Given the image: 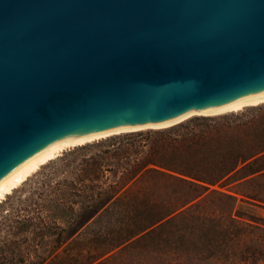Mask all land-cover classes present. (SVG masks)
I'll return each instance as SVG.
<instances>
[{
	"label": "water",
	"instance_id": "water-1",
	"mask_svg": "<svg viewBox=\"0 0 264 264\" xmlns=\"http://www.w3.org/2000/svg\"><path fill=\"white\" fill-rule=\"evenodd\" d=\"M261 95L264 0H0V180L53 136Z\"/></svg>",
	"mask_w": 264,
	"mask_h": 264
},
{
	"label": "rangeland",
	"instance_id": "rangeland-1",
	"mask_svg": "<svg viewBox=\"0 0 264 264\" xmlns=\"http://www.w3.org/2000/svg\"><path fill=\"white\" fill-rule=\"evenodd\" d=\"M258 107L264 108V102L224 113H243L244 125L238 131V137H241L243 147H252L253 151L264 145V111H258ZM196 116L201 115H193L181 122ZM123 133L126 132L65 148L41 164L0 201V264H214L206 258L205 252L198 251L199 248L185 247L184 243L179 245L172 225H166L156 235L143 237L147 230L173 213L147 227L152 221L179 207L190 195L183 186L174 182L153 183L147 176L144 181L137 179L138 176L132 180L114 178L112 174L120 175L124 168L130 167L132 158L103 156L97 165L83 164L90 155L112 150L118 142L123 143L110 141ZM81 167L87 178L81 177ZM93 171H103L105 176L95 178ZM241 175L242 172L230 177L222 187L235 196V202L206 197L204 212L228 213L234 204V209L243 216H255L264 224V206L246 201L241 195L246 190L257 192L264 199V175L255 173L240 179ZM70 184L76 189L116 184L124 186L126 193L103 204L91 217L82 220H73L74 216L54 218L52 212L60 205L61 192L66 190L63 186ZM143 193L156 198L150 202L131 199L132 194ZM73 208L77 211L79 204H73Z\"/></svg>",
	"mask_w": 264,
	"mask_h": 264
},
{
	"label": "trees",
	"instance_id": "trees-1",
	"mask_svg": "<svg viewBox=\"0 0 264 264\" xmlns=\"http://www.w3.org/2000/svg\"><path fill=\"white\" fill-rule=\"evenodd\" d=\"M257 110L262 112L264 108ZM242 115H201L160 129L126 132L110 138L111 142L123 143L118 142L112 150L90 155L83 164L97 165L103 156L132 158L130 167L124 168L120 175L112 174L114 178L132 180L138 176L137 179L144 181L147 176L153 183L174 182L190 192L179 207L152 221L147 227L173 213L147 230L143 237L156 235L166 225H172L179 245L184 243L185 247L199 248L198 251L205 252L206 258L214 264H264L263 223L255 216H243L234 209V204L228 213L222 214L205 213L203 209L206 197L210 196L218 201L235 202V196L222 187L237 173L242 172L240 179L255 173L264 175V145L253 151L252 147H243L241 137H238L244 125ZM80 173L82 178H87L82 167ZM104 174L93 171L92 176L98 178ZM63 187L66 190L61 192L60 205L52 212L54 218L74 216L73 220H82L91 217L103 204L126 193L124 186L116 184H108L105 188L82 186L76 189L71 184ZM241 195L246 201L264 206V199L257 192L245 190ZM152 198L156 197L146 193L131 195L132 200L139 202H150ZM73 204H79L77 211Z\"/></svg>",
	"mask_w": 264,
	"mask_h": 264
},
{
	"label": "bare ground",
	"instance_id": "bare-ground-1",
	"mask_svg": "<svg viewBox=\"0 0 264 264\" xmlns=\"http://www.w3.org/2000/svg\"><path fill=\"white\" fill-rule=\"evenodd\" d=\"M262 102H264V95L169 119L53 136L34 148L0 180V201L15 187L20 185L30 174L36 171L41 164L55 157L67 147L121 132H129L143 128L167 127L193 115H217L238 111L245 106L257 105Z\"/></svg>",
	"mask_w": 264,
	"mask_h": 264
}]
</instances>
